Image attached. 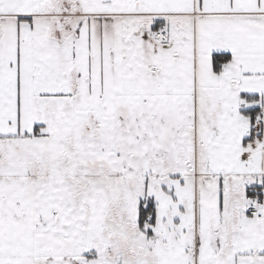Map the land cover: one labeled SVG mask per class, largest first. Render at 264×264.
Segmentation results:
<instances>
[{
  "label": "snow or ice",
  "instance_id": "snow-or-ice-1",
  "mask_svg": "<svg viewBox=\"0 0 264 264\" xmlns=\"http://www.w3.org/2000/svg\"><path fill=\"white\" fill-rule=\"evenodd\" d=\"M0 264H264V0H0Z\"/></svg>",
  "mask_w": 264,
  "mask_h": 264
}]
</instances>
